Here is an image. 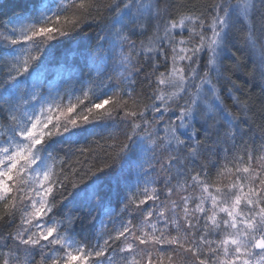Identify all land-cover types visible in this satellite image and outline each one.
Listing matches in <instances>:
<instances>
[{
  "label": "snow or ice",
  "instance_id": "6c2138e0",
  "mask_svg": "<svg viewBox=\"0 0 264 264\" xmlns=\"http://www.w3.org/2000/svg\"><path fill=\"white\" fill-rule=\"evenodd\" d=\"M21 3L0 264H264V0Z\"/></svg>",
  "mask_w": 264,
  "mask_h": 264
},
{
  "label": "trees",
  "instance_id": "16d2710c",
  "mask_svg": "<svg viewBox=\"0 0 264 264\" xmlns=\"http://www.w3.org/2000/svg\"><path fill=\"white\" fill-rule=\"evenodd\" d=\"M199 2V0H191V3H197ZM0 5H2V7H0V13L3 14L2 17L0 18H4V19H7V18H12V17H15L18 13H20L21 9H22V3H21V0H0ZM252 68V65L249 64L248 65V68L244 70L245 73L249 72ZM54 76H55V73L52 72V73H49L48 74V78L51 80V79H54ZM246 78V75L244 77H242V79H245ZM259 79V77H257ZM249 87L250 85H243V91L245 93H248L249 95L252 96L253 99H255L257 96H259V88L258 87H255V88H252V91L249 93L248 90H249ZM243 99V97H241ZM226 103H230V101H226ZM259 106L257 105V108ZM114 134H117L115 129L113 130ZM99 143L101 145L105 144V143H112L111 140H107L106 138L105 139H102L99 141ZM73 159H75V157H73ZM106 223L108 224V227L111 228L112 225L110 222H108L106 220Z\"/></svg>",
  "mask_w": 264,
  "mask_h": 264
}]
</instances>
